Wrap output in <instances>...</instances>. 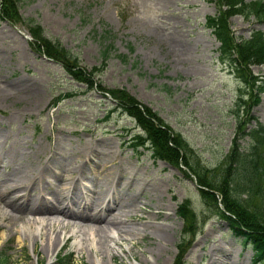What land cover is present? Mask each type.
Listing matches in <instances>:
<instances>
[{"label": "rangeland", "instance_id": "374dc122", "mask_svg": "<svg viewBox=\"0 0 264 264\" xmlns=\"http://www.w3.org/2000/svg\"><path fill=\"white\" fill-rule=\"evenodd\" d=\"M17 7L21 21L0 19V89L9 93L0 97V179L41 168L54 187L60 185L57 189L74 211L82 210L86 194L98 202L112 198V213L117 208L133 213L124 231L146 227V232L134 238L127 233L129 239L107 245L115 252L110 260L102 253L105 239L94 255L76 246L79 232H70L53 251L47 231L53 238L57 223L33 239L6 215L0 217V264H60L64 252L70 255L66 264H95V259L102 264H258L250 243L233 234L218 213L217 207L224 208L219 193L213 201L200 192L198 174L189 167L185 175L184 165L154 159L147 147L134 149L128 139L140 131L135 121L120 110L107 116L112 99L98 89L86 90L32 43L34 21L90 71L103 65L97 32L109 29L115 48L103 68L92 73L94 85L126 90L155 111L180 134L185 161L198 172L214 173L240 131V121L251 114L264 123V91L257 102L248 93L241 119L235 117L241 86L218 58L219 42L204 23L217 11L214 0H17ZM227 21L236 37L264 30V21L252 13L236 12ZM250 68L264 70L260 63ZM247 119L246 127L256 122ZM240 137L236 141L242 150L248 137ZM59 166L72 168L64 174L69 191L58 177ZM38 189L47 200L52 198L43 183ZM77 197L80 204L70 200ZM183 200H188L197 225L189 242L181 239L188 223L177 212ZM0 210L6 212L2 204ZM53 217L64 221L62 215ZM127 247L133 254L123 252Z\"/></svg>", "mask_w": 264, "mask_h": 264}, {"label": "trees", "instance_id": "16d2710c", "mask_svg": "<svg viewBox=\"0 0 264 264\" xmlns=\"http://www.w3.org/2000/svg\"><path fill=\"white\" fill-rule=\"evenodd\" d=\"M214 2L217 11L206 16L205 25L211 28L219 41L218 58L228 64L239 80L241 87L235 99L234 109V113L237 114L235 117L238 116L237 121H239L241 108L247 102L245 96L249 93L253 96V102H257L259 93L264 91V70L259 73L250 68L254 63L264 66V30L255 28L250 31L248 37H236L227 19L233 13L242 12L252 13L258 16L260 21H264V1L214 0ZM0 19H6L13 24L21 21L17 0H0ZM31 23L30 28L34 38L32 43L37 51H42L59 62L72 78L85 85L86 90L98 89L105 94L103 96H107L106 93H108L113 102L108 105L107 116L114 110H120L135 120L141 131L134 133L128 139L131 140L129 144L133 148L146 146L154 159H163L180 168L184 165L185 175L189 174L186 169L189 167L198 174L200 192L210 196L213 201L219 193L224 208L217 207V203L214 202L218 213L226 219L234 234L250 243L254 251L253 260L264 264V123L248 114L244 120L240 121V131L233 138L221 168L214 173L212 170H210L211 173L209 170L198 172L184 159L180 134L163 122L155 111L143 105L126 90H107L99 84L94 85L92 73L103 68L104 62L108 60L115 48V36L109 29L103 28L97 32L103 65L93 66L90 71H87L78 65L77 56H73L57 39L45 36L40 24L34 21ZM118 54L125 55V53ZM247 118H253L256 122L246 127L250 121ZM238 135L241 136L240 138L248 137V144L242 150L236 141ZM177 212L185 223L194 227L195 231L197 226L193 222L195 213L189 206L188 200L179 203ZM188 217L191 220L188 221ZM188 225L186 224L183 228L188 229ZM67 257V255L61 256L62 259ZM2 259L0 257V262ZM59 261L66 264L68 259L65 262Z\"/></svg>", "mask_w": 264, "mask_h": 264}, {"label": "bare ground", "instance_id": "6f19581e", "mask_svg": "<svg viewBox=\"0 0 264 264\" xmlns=\"http://www.w3.org/2000/svg\"><path fill=\"white\" fill-rule=\"evenodd\" d=\"M7 95H9L7 90L0 89V97H6ZM40 169H38L39 171H36V173L33 170L25 171L26 173L16 175L10 179H0V204H2L6 210V212L0 210V217L5 219V216L9 215L8 221L11 224L19 223L16 228L21 234L24 233L28 237L34 239L42 232H46V230L43 231L45 226L51 227L53 224L57 223L58 229H56L57 232L56 235L54 233L55 236H53V238L51 237L52 234L50 235V231H47V233H49V250L50 246H53L54 251L61 240L70 232H79L80 237H78L76 241V246L79 249L88 248L92 254L96 255V251L104 247V245H99L101 242L100 240L105 239L106 247L103 248L102 253L106 252L110 260H112L115 252L107 247V245H117L120 240L129 239L127 233L131 234L130 238H134L137 235H141V237L142 235L144 236L146 227H144V231L142 232L133 233L129 230H126V232L124 231V223L128 219L127 217L133 213L130 214L129 212H125L123 214L118 208L112 213L113 206H115L114 203H116V200L112 198L98 202L93 200L95 198L89 200L86 194L82 201V210L74 211L70 206V202L66 201V195L64 196V194L57 189L60 185L57 183L54 187V182L50 181V179H46V177L50 175L45 176L46 173ZM57 169L59 171L54 170L57 172L58 177L62 178V186L64 185L69 191L71 189L68 187L69 181L64 182V174H66L67 171L71 172L72 168L69 166H59ZM54 170H52L53 175ZM41 172L43 174L38 175ZM42 183L44 184V189L52 195L50 200H47L43 196L41 189H38L39 185L42 187ZM36 190L38 191L37 193H35ZM70 200H72L74 204H80L79 197ZM119 202L122 201L119 200ZM118 204L120 203L117 202V205ZM155 208L158 209L157 207ZM26 213H31L35 216L30 217L26 215ZM56 214L62 215L64 221H59L60 219L57 217L54 218L53 216ZM45 215H47L46 219L44 218ZM187 232L188 234L185 235ZM193 232L194 229H192L191 232L189 229H184L181 239H184V242H189ZM123 252L133 254L130 247L125 248ZM95 264L102 263L99 262L98 259H95Z\"/></svg>", "mask_w": 264, "mask_h": 264}]
</instances>
